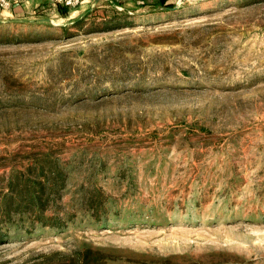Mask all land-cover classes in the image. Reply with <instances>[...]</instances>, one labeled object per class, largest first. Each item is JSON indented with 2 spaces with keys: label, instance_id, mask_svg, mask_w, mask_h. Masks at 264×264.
I'll return each mask as SVG.
<instances>
[{
  "label": "rangeland",
  "instance_id": "obj_1",
  "mask_svg": "<svg viewBox=\"0 0 264 264\" xmlns=\"http://www.w3.org/2000/svg\"><path fill=\"white\" fill-rule=\"evenodd\" d=\"M114 1L0 14V190L66 181L65 227L0 218V264H264V0Z\"/></svg>",
  "mask_w": 264,
  "mask_h": 264
},
{
  "label": "trees",
  "instance_id": "obj_2",
  "mask_svg": "<svg viewBox=\"0 0 264 264\" xmlns=\"http://www.w3.org/2000/svg\"><path fill=\"white\" fill-rule=\"evenodd\" d=\"M165 3V0H160ZM64 7V13L69 11V7ZM127 15V14H126ZM126 15L124 17H126ZM129 15V14H128ZM125 21L122 25H128ZM120 25V24H118ZM117 25V26H118ZM41 159V158H40ZM36 160L35 168L31 167V163L24 168H16L12 170L8 178L7 190H0V218L3 222L11 220L13 214L27 213L29 223L40 226L65 227L64 217L59 212L48 213L50 203L62 197L63 188L65 187V175L62 169L58 168L56 161L46 163L42 160ZM49 161V160H46ZM31 173H35L36 178L31 177ZM21 197L15 205V197ZM4 215V216H3ZM6 217V218H5ZM11 222V221H9ZM12 224L14 222H11ZM5 224V223H4ZM4 233L0 228V241L4 239ZM91 247L84 250H77L73 255L61 257L57 260L49 261L45 264H104L100 261L98 255H93Z\"/></svg>",
  "mask_w": 264,
  "mask_h": 264
},
{
  "label": "built area",
  "instance_id": "obj_3",
  "mask_svg": "<svg viewBox=\"0 0 264 264\" xmlns=\"http://www.w3.org/2000/svg\"><path fill=\"white\" fill-rule=\"evenodd\" d=\"M51 3L56 5H63L69 8H75L85 3H90L92 0H49ZM138 3H143L145 0H136ZM24 2L29 3L30 0H0V9L2 12L10 13L12 6L15 3ZM114 5L116 8L123 10L126 6L122 3V0L114 1ZM6 14V13H5Z\"/></svg>",
  "mask_w": 264,
  "mask_h": 264
},
{
  "label": "crops",
  "instance_id": "obj_4",
  "mask_svg": "<svg viewBox=\"0 0 264 264\" xmlns=\"http://www.w3.org/2000/svg\"><path fill=\"white\" fill-rule=\"evenodd\" d=\"M20 4H23V3H15L14 4V7H16L17 5H20ZM15 9V8H14ZM6 13V14H5ZM0 14H5V15H9V14H11V12L10 13H7V12H2V10L0 9Z\"/></svg>",
  "mask_w": 264,
  "mask_h": 264
}]
</instances>
